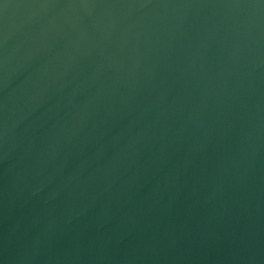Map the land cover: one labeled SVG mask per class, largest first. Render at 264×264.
<instances>
[{
  "label": "water",
  "instance_id": "water-1",
  "mask_svg": "<svg viewBox=\"0 0 264 264\" xmlns=\"http://www.w3.org/2000/svg\"><path fill=\"white\" fill-rule=\"evenodd\" d=\"M0 264H264V0H0Z\"/></svg>",
  "mask_w": 264,
  "mask_h": 264
}]
</instances>
